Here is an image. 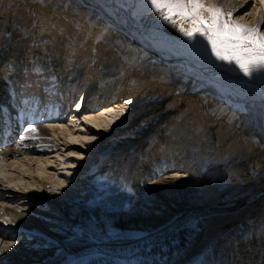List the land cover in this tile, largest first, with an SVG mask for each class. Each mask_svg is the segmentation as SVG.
Here are the masks:
<instances>
[{
    "label": "rangeland",
    "instance_id": "1",
    "mask_svg": "<svg viewBox=\"0 0 264 264\" xmlns=\"http://www.w3.org/2000/svg\"><path fill=\"white\" fill-rule=\"evenodd\" d=\"M213 1L225 13L231 12L232 19L240 24L245 23L239 16L255 6L253 0ZM159 11L151 0H0V90L3 78L11 71L14 72L11 78L17 76L19 80L32 83V86L28 85L32 93L39 90L37 83H42L41 77L31 74L28 67L23 69V65L40 57L63 65L64 75L59 72L60 67H56L61 77L79 64L83 67L80 68L83 71L78 69L77 79L71 78L74 86L70 85V88L79 93L86 86L92 87L89 90L94 94L86 99L88 107L85 110L88 113L107 103H118L124 106L120 108L126 110L124 112L127 114L132 106H126L124 98L137 103L142 97L148 101L146 104L152 106V110L164 111L162 117L135 119L127 131L117 126L121 125V121L114 117L115 123L111 125L114 129L109 136L92 122H80L86 137L79 145L88 150L97 145L102 151L97 156L99 166L83 172L82 168L72 165L76 161H71V157L63 159H69L66 161L68 168H61L65 166L60 165L59 161L55 164L58 172H66L65 175L71 177L68 180L75 184L77 195L65 199L66 206H60L58 210L51 207L46 209L45 217H42L51 230L61 234L62 240L53 250L54 254L26 264H61L67 260L68 250L84 252L96 244L118 243V240L129 242L137 237L150 236L158 220L146 223L141 219L149 211V202H156L154 193H150L152 188L146 191V186L159 183L170 169H179L181 176L192 179L190 182L195 185L198 181H212L217 185L222 176H238V185L234 186L236 191L225 193L220 204H194L198 199L196 192L186 196V201L199 205L196 208L202 209V212L234 208L232 212L239 211L238 219L225 221L213 245L217 264H234L237 236L251 225L260 227L259 235L253 240L263 241V247L253 264H264V172L258 176L256 171V165L264 170V100L245 92L235 83L213 79L215 76L221 78L218 75L221 73L230 76V80L234 78L256 83L264 89V69L253 70L246 75L235 62L218 58L211 44L199 34L182 43L163 41L146 24L152 17L160 15ZM18 12L26 22L20 29L10 27L12 35L18 33L7 40V49L4 50L6 31ZM259 16L253 24L245 25H260V30L264 32V6ZM181 17L171 15L172 19ZM16 43L20 45L24 58L19 56L20 53H13ZM61 57L65 59L59 64ZM186 59L190 60L192 68L200 66L202 72L186 66L183 63ZM93 60L100 62L96 70ZM16 62L19 70L17 67L15 74ZM101 63L110 68L116 66V71L111 74L104 66L103 74L98 76L97 70H102ZM9 75L8 83L3 87L7 88L4 91L8 95L7 100L10 99L8 106L15 114L16 111L25 113L29 99H20L19 92L22 91L19 90L14 91V95L8 94L9 88L16 84L9 80ZM93 81L95 84H92ZM154 89H157L156 95L163 93L164 97L157 99V96L155 99V94H152ZM66 93L68 96V90ZM80 101L72 102L74 109L80 105ZM3 105L4 102H0V108ZM84 106L81 104L80 110ZM120 108L116 107L118 110ZM42 109V106L39 107V115L43 113ZM74 109L65 115L64 121L71 117L67 115ZM123 111L117 112L119 116ZM136 113L137 110L133 109L127 120H133ZM196 120L206 127L205 133L199 131ZM5 123L6 119H0V127ZM91 127L99 131V136L106 135L107 140L99 137L92 140L94 135L87 134ZM208 133L212 134L211 141L207 139ZM227 134L233 138L225 148L226 154L232 152L236 154L235 159L242 160V165L236 168L229 167L223 161L218 166L215 161L220 158L223 145L229 143ZM101 143L106 145V149L99 146ZM185 145L189 146L188 151ZM164 156L165 160H162ZM251 183L254 185H248ZM158 193L165 199V191ZM82 208L86 213L82 212ZM77 210L82 215H76ZM160 213H163L162 210ZM210 250L208 248L202 255L194 256V262L200 260L201 264H210ZM8 260V264H24L12 257Z\"/></svg>",
    "mask_w": 264,
    "mask_h": 264
},
{
    "label": "bare ground",
    "instance_id": "2",
    "mask_svg": "<svg viewBox=\"0 0 264 264\" xmlns=\"http://www.w3.org/2000/svg\"><path fill=\"white\" fill-rule=\"evenodd\" d=\"M12 2L17 4L16 1ZM253 2H255V6H251L244 15L239 16L245 24H253L258 18L257 15L261 16L264 3H261V0H253ZM203 3L206 6L216 7L213 0H203ZM159 12H161L160 15L152 17L146 23L152 27L154 35H157L163 41L165 39V42L169 41L172 43H182L189 38L181 31L182 28L191 29L193 27L189 19L181 17L166 20L164 19L165 16H168L166 10L163 9ZM205 12L202 10L203 16L206 18L210 17L209 13L207 12L206 14ZM18 13L14 16L15 20L13 24L10 25L9 29L6 31L7 36H5L4 40L6 41V47L3 48L4 50L7 49V40L18 33L16 32L12 35V29H20L23 27L24 22H26L24 16H22V20L20 12ZM11 26L14 27L11 29L12 31H10ZM160 45H163L162 42ZM20 48V45L16 43L13 53L15 55H19L20 53L19 56L24 58V54H22V49ZM64 59L65 57L59 58V64L61 62L63 63ZM22 61H24V59ZM47 61L53 63L55 60L38 57V60L36 59L30 62L28 65L31 67L36 64L37 66L38 64L53 65L49 64ZM93 61V68L96 70L100 62L97 60ZM183 63L189 66V68L191 67L190 60L186 59ZM18 65L19 64H17L16 67H19ZM28 65L26 64L23 66ZM58 66L60 67L59 72L61 71L62 73L60 74L64 75L63 65H58L57 62L56 67ZM104 66L107 67L111 74L116 71L114 70L116 66H112L113 68H110L109 65ZM104 66L101 63L102 70H97L98 76L103 74L102 71L104 70ZM80 68L83 67H80L79 64V66L72 69L71 72H65V76L61 77V75H59V79L57 78L63 88L61 89V94L64 95V97L67 96L66 91L69 90H65L66 84L64 85V83L66 80H69L68 82L71 84V82H73L71 81L72 79H77L79 74L77 72L78 69L83 71V69ZM200 68L201 67L198 66L197 69H195V67H191L190 69L202 72ZM12 72L13 71L8 73L11 74L9 75V80H11V82H16V80L11 78L12 75H14V72ZM8 74L3 78V87H5L4 85L8 82L6 78ZM218 75L224 78L222 79V77L219 78L215 76L213 79L235 83L236 86L243 89L245 92L251 93L260 100H264V89L256 83L237 81L232 77L230 80V76L222 75L221 73H218ZM95 81L98 82L96 79ZM92 84H95L94 81ZM18 86L17 84H13V86L9 88L8 93L14 95V91L19 90L22 91L19 92L21 95L20 99L30 98L27 102L29 104L28 110L30 115L21 113L19 114L20 116H17L16 122L13 120L11 121V126L0 127V249H3V251H0V264H8V259L10 257L21 260L22 263L26 264L29 261L40 259L47 254H54L53 250H56L57 244L61 242V234H56L54 230H51L42 216L45 217L47 208L51 207L54 210H58V207L66 206L65 199L76 197L77 193L75 191V184L68 180L71 177H67L65 175L66 172H58V166L55 164L59 161L60 165L65 166L61 168H68V163H66V161L69 159H66V161L63 159L71 157L73 158L71 161H76L72 163L73 166H78L82 168L83 172H88L92 167L98 164L97 156L102 152L96 147L97 145L95 146L93 143L94 148L89 150L79 145L82 143L81 140L86 137L82 131L84 128L81 126V121L92 122V124H95L99 129L105 131L109 136L114 129L113 126H111L112 123H115L113 120L114 117H118L121 121V125L118 124L117 126L121 128V130L127 131V129L130 128V123L134 122L135 119L145 120L147 118L162 117L164 115L163 110H152V106L146 104L148 101L144 97L137 103H133L129 98H124L126 101L125 105L129 104L132 106L131 111L133 109L137 110V113L134 115L136 117H133L134 119L131 121L127 120L129 119L128 115H130L131 111L126 114L124 112L126 110L123 111L121 109L124 106L122 107V105L118 103H107V105L99 107V111L96 110L95 112L88 113L85 110L86 106L88 107L86 99L89 95L94 94L89 90L92 88L91 86H86V88L82 90L81 95H79L81 99V101L79 100L80 105L75 109L73 108V104H69L68 99H61L59 101L52 100L42 91L34 94L30 87ZM71 86L73 87L74 85L71 84ZM3 87L1 88L4 93L7 88ZM156 91L157 89L152 91V94H155V99L158 96V94L156 95ZM162 94H160L157 99L164 97ZM70 95H72V91L69 92L68 96ZM5 96L7 95L5 94ZM81 96L83 97L81 98ZM9 100L10 99L6 102L7 105ZM81 104H85L82 110L79 108ZM41 106L43 109H47L43 116L39 115V111L36 109ZM116 107L121 108L118 110ZM71 109H74L71 113H76V111L79 113H73V115L69 113L67 116L71 117L67 119L69 123H66L67 121H64L66 118L65 115ZM118 111H123V114L119 116L117 113ZM18 113L19 111L16 112V114ZM79 114H81L82 118ZM196 122L199 131L205 133L206 127L201 124L200 121L196 120ZM98 133V130L96 131V129L91 127L90 133L87 134H89V136L94 135L96 139L99 137L100 139L107 140L105 139L106 135L99 136ZM227 136H229L227 138L229 143L225 146L223 145L224 149L221 150L222 154L220 158L215 161L217 164L223 161L225 164H228L229 167L236 168L242 165V160L238 158L235 159L236 154L232 152L226 154L225 148L230 144V140L233 138L232 135L227 134ZM207 139L208 141L213 139L211 133H208ZM99 146L104 149L106 145L101 143ZM188 147L187 145L184 146L187 151L189 150ZM70 153H75L76 155H70ZM166 156L168 155L166 154ZM166 156H164L162 160H165ZM184 163L187 164L188 162ZM181 166L182 164H180L179 167ZM218 166H220V164H218ZM256 166L257 175L259 176L260 172H264V170L260 165ZM52 168L56 170H51ZM191 180L192 179L188 177H182L179 169H170L165 177L158 181L159 183L146 186V191L152 188L150 193H154L156 202H149V211L145 212L141 219L146 220V223L158 220L155 222L157 225L152 228L155 229V231L151 233V235L148 234L150 236L137 237L129 242H126V240H118V243L106 242L96 244L84 252L68 250V258L61 264H201L200 260L194 262V256L202 255L208 248H211V254L208 255L210 259L209 263L217 264L213 245L220 236V229L224 227L225 221L238 219L240 217L238 214L239 211L232 212L235 211L234 208L230 210H210L209 212H202L200 211L202 209L196 208L199 207V205L196 206L188 203L186 201V196H190L196 192L198 199L194 204H220L222 198L225 197V193L236 191L237 188L234 186L238 185L237 182H239V179L238 176L227 174L218 179L217 185L212 181L210 183L198 181L195 185L190 182ZM248 185L253 186L254 183ZM160 190L167 193L165 199L158 193ZM161 210L163 213H160ZM82 212L86 213L84 208H82ZM78 214H81L80 210H77L76 215ZM259 232L260 227L254 225L249 227L246 226L242 233L239 232L236 241L237 248L235 251L234 264H253L254 261L257 260L260 250L263 247V241L258 239L254 241L253 239L257 238ZM49 244L50 247L48 246ZM5 245H9V247L5 248Z\"/></svg>",
    "mask_w": 264,
    "mask_h": 264
},
{
    "label": "snow or ice",
    "instance_id": "3",
    "mask_svg": "<svg viewBox=\"0 0 264 264\" xmlns=\"http://www.w3.org/2000/svg\"><path fill=\"white\" fill-rule=\"evenodd\" d=\"M151 2L157 9H167L171 15H181L189 19L193 27L181 29L186 36L191 38L199 34L206 38L218 58L235 62L246 75H250L253 70L264 69V32L260 30V25L240 24L232 19L231 12L225 13L219 7L206 6L203 0ZM202 10L209 12L210 17H204ZM171 15L164 19L170 20ZM7 247L9 245H5Z\"/></svg>",
    "mask_w": 264,
    "mask_h": 264
}]
</instances>
